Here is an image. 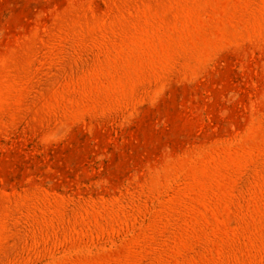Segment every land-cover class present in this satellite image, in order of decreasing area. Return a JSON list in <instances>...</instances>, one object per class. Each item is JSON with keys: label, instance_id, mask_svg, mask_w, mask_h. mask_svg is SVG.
Instances as JSON below:
<instances>
[{"label": "rangeland", "instance_id": "374dc122", "mask_svg": "<svg viewBox=\"0 0 264 264\" xmlns=\"http://www.w3.org/2000/svg\"><path fill=\"white\" fill-rule=\"evenodd\" d=\"M0 264H264V0H0Z\"/></svg>", "mask_w": 264, "mask_h": 264}]
</instances>
